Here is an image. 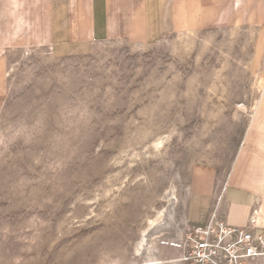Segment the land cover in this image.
I'll return each instance as SVG.
<instances>
[{
	"label": "rangeland",
	"instance_id": "obj_1",
	"mask_svg": "<svg viewBox=\"0 0 264 264\" xmlns=\"http://www.w3.org/2000/svg\"><path fill=\"white\" fill-rule=\"evenodd\" d=\"M256 24L17 55L0 90V264H192L183 237L207 200L190 199L230 168L263 93Z\"/></svg>",
	"mask_w": 264,
	"mask_h": 264
},
{
	"label": "crops",
	"instance_id": "obj_2",
	"mask_svg": "<svg viewBox=\"0 0 264 264\" xmlns=\"http://www.w3.org/2000/svg\"><path fill=\"white\" fill-rule=\"evenodd\" d=\"M257 21L255 44L261 49L264 0H0V90L17 55L33 48L59 51L98 38L145 44L163 35L223 25L249 32ZM206 186L201 196L190 199V207L207 200L202 214L192 219L195 223L244 226L257 209L254 234L264 239V88L230 168L215 186Z\"/></svg>",
	"mask_w": 264,
	"mask_h": 264
},
{
	"label": "built area",
	"instance_id": "obj_3",
	"mask_svg": "<svg viewBox=\"0 0 264 264\" xmlns=\"http://www.w3.org/2000/svg\"><path fill=\"white\" fill-rule=\"evenodd\" d=\"M257 209L244 226L215 221L189 226L184 233L186 258L192 264H255L264 256V239L255 235Z\"/></svg>",
	"mask_w": 264,
	"mask_h": 264
},
{
	"label": "bare ground",
	"instance_id": "obj_4",
	"mask_svg": "<svg viewBox=\"0 0 264 264\" xmlns=\"http://www.w3.org/2000/svg\"><path fill=\"white\" fill-rule=\"evenodd\" d=\"M164 140H166V138H165V136L164 137H161V138H159L158 140H156L155 142H154V147H155V149H159L161 146H162V144L164 143ZM185 242V240H184V237H183V243ZM264 257V256H263ZM185 258H186V256H185ZM262 258V257H261ZM187 259V258H186Z\"/></svg>",
	"mask_w": 264,
	"mask_h": 264
}]
</instances>
